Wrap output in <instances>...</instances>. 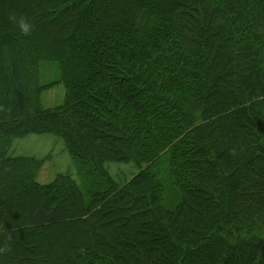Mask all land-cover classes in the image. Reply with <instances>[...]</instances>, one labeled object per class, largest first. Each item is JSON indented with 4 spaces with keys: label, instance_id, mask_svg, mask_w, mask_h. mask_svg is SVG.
<instances>
[{
    "label": "trees",
    "instance_id": "1",
    "mask_svg": "<svg viewBox=\"0 0 264 264\" xmlns=\"http://www.w3.org/2000/svg\"><path fill=\"white\" fill-rule=\"evenodd\" d=\"M0 264H264V0H0Z\"/></svg>",
    "mask_w": 264,
    "mask_h": 264
},
{
    "label": "rangeland",
    "instance_id": "2",
    "mask_svg": "<svg viewBox=\"0 0 264 264\" xmlns=\"http://www.w3.org/2000/svg\"><path fill=\"white\" fill-rule=\"evenodd\" d=\"M44 71V74H43ZM43 81H52L58 78L57 64L47 62L42 66ZM65 87L56 85L44 91L42 103L45 107H54L61 104L64 100ZM17 143H22L20 152L48 155L49 159L45 167L48 169L39 177V182L48 183L56 178L61 172H74V161L68 154L65 143L62 139L56 138L53 135L32 134L28 137L17 140ZM164 161V159L162 160ZM112 172L116 175L120 171L129 172L131 167L128 164L116 163L112 165ZM130 174V172H129Z\"/></svg>",
    "mask_w": 264,
    "mask_h": 264
},
{
    "label": "clouds",
    "instance_id": "3",
    "mask_svg": "<svg viewBox=\"0 0 264 264\" xmlns=\"http://www.w3.org/2000/svg\"><path fill=\"white\" fill-rule=\"evenodd\" d=\"M12 19H15V17H12ZM19 26H20L21 31L24 34H29L31 29H32L31 24L30 23H26L23 20L20 21V25Z\"/></svg>",
    "mask_w": 264,
    "mask_h": 264
},
{
    "label": "crops",
    "instance_id": "4",
    "mask_svg": "<svg viewBox=\"0 0 264 264\" xmlns=\"http://www.w3.org/2000/svg\"><path fill=\"white\" fill-rule=\"evenodd\" d=\"M20 151H21V149H20ZM20 151H18V153H23V152H20ZM41 155V154H40ZM45 164H47V161L44 163V165H43V167L41 168V171H40V173H39V176H38V179H39V177H41V176H43L42 174L44 173V172H47V168L45 167ZM58 176V175H57ZM56 176V177H57ZM53 181V180H52ZM51 182V181H50ZM49 183V182H48Z\"/></svg>",
    "mask_w": 264,
    "mask_h": 264
}]
</instances>
